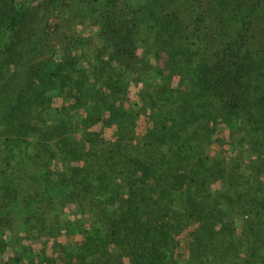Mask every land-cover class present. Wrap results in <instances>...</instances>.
Instances as JSON below:
<instances>
[{
  "label": "trees",
  "instance_id": "obj_1",
  "mask_svg": "<svg viewBox=\"0 0 264 264\" xmlns=\"http://www.w3.org/2000/svg\"><path fill=\"white\" fill-rule=\"evenodd\" d=\"M0 264H264V0H0Z\"/></svg>",
  "mask_w": 264,
  "mask_h": 264
},
{
  "label": "rangeland",
  "instance_id": "obj_2",
  "mask_svg": "<svg viewBox=\"0 0 264 264\" xmlns=\"http://www.w3.org/2000/svg\"><path fill=\"white\" fill-rule=\"evenodd\" d=\"M51 16H52V14L44 17V20H47L46 21V24H47L46 28H47V32H48L49 36L53 34V30H51V28L53 26L54 20H53V17H51ZM77 28L78 27L75 28V31L79 32V31H77L78 30Z\"/></svg>",
  "mask_w": 264,
  "mask_h": 264
}]
</instances>
